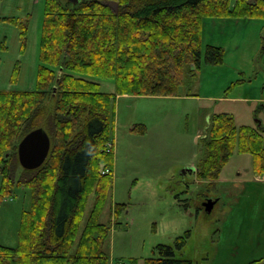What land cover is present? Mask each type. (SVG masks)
<instances>
[{"label":"trees","instance_id":"16d2710c","mask_svg":"<svg viewBox=\"0 0 264 264\" xmlns=\"http://www.w3.org/2000/svg\"><path fill=\"white\" fill-rule=\"evenodd\" d=\"M212 17L264 19V0H46L36 87L0 89V197L16 181L34 192L18 245L0 243V264H112L111 224L102 216L114 178V150L107 148L114 102L123 94L177 96L204 64L223 66L226 49L203 43L204 20ZM88 76L113 78L114 89L104 91ZM50 94L57 97L53 108L45 102ZM210 119L198 178L216 185L236 153L248 155L253 172L264 175V127L240 125L230 112ZM41 126L51 138L49 154L40 167L24 168L31 176L16 180L18 144ZM126 207L111 205L116 224ZM190 235L116 264H194L178 255Z\"/></svg>","mask_w":264,"mask_h":264},{"label":"rangeland","instance_id":"374dc122","mask_svg":"<svg viewBox=\"0 0 264 264\" xmlns=\"http://www.w3.org/2000/svg\"><path fill=\"white\" fill-rule=\"evenodd\" d=\"M45 7L46 0H0V89L36 87ZM252 19L229 39L230 56L225 57L229 69L248 67V55H253V69L260 72L264 67V33L260 36L264 20ZM227 29L229 32L230 27ZM215 31L212 35L218 41L219 31ZM238 39L242 48L231 52L230 45ZM258 71L251 79L258 78ZM88 77L99 81L104 91L114 89L113 78ZM200 80L198 75L190 79L194 85L184 86L180 98L123 94L114 102V178L102 216L111 224L106 250L114 264L151 256L156 244L172 243L187 230L191 235L178 255L194 264H250L264 256V185L255 187L254 183H259L255 176L260 174L253 172L250 157L236 153L214 187L197 176L210 116L216 106L223 105L219 98L209 101L207 96L222 97L226 83L222 78L217 86H211ZM56 101L53 94L45 100L49 108ZM261 118L262 114L255 118L257 124ZM134 122L146 125L148 132L131 131ZM31 175L20 163L12 165L16 180ZM1 187L0 174V195ZM33 194V188L16 181L11 192L0 197V243L18 245L22 213L31 208ZM207 196L220 199L211 211L203 205ZM117 202L127 205L117 217L118 224L110 212Z\"/></svg>","mask_w":264,"mask_h":264},{"label":"crops","instance_id":"0c3cea01","mask_svg":"<svg viewBox=\"0 0 264 264\" xmlns=\"http://www.w3.org/2000/svg\"><path fill=\"white\" fill-rule=\"evenodd\" d=\"M250 20H255V19H250ZM249 23L251 24V21L247 22V18H206L203 23V43L215 44L224 47L226 49V57H228L230 56L228 43H229V39L232 38V34L234 33L238 34L240 30V25H244V27L246 28L249 25ZM228 26L230 27L229 32H227ZM263 30L264 27L262 29V32L260 33V36H262V33H264ZM213 31L215 32L219 31L218 34L220 35V39H219L220 41L219 40L216 41L214 39V35H212ZM242 34H240V36ZM240 42H241L240 39H238V41L236 42L234 41L233 44L230 45L231 48L230 51L232 52L236 50L238 52L242 48V44ZM247 62H248L247 64L248 67H246L245 64V66L244 65L233 66L232 69L226 67L225 66L226 63L220 67L204 64L202 70L197 73L198 76H201V80L199 81V83L200 82L203 83L205 81L208 82L211 86H217L219 80H221L222 78L225 79L226 83L224 84V86L222 87L223 89L221 90L222 97L207 96L209 98V101L219 98L220 101L223 103L222 106L215 107L216 110L215 112H217L218 110H222L220 112L233 113L236 116L238 123L240 125L242 124L257 125L255 118L258 117L259 114H262L261 120H262V125L264 126V67L260 72L256 69H253V64L255 62L253 55H248V57L245 60V63ZM257 71L259 73L258 78L256 80L251 79V76L256 74ZM217 74L219 75L214 77V75ZM260 74L262 75L261 79H259ZM197 75L195 77H197ZM205 75H208L207 79L203 78ZM237 80L240 81L238 85H236L234 89L227 92L230 83ZM189 83H190L189 85H194L195 81H190ZM183 88L184 87H182V90L179 95L170 96V97L180 98V96L183 94ZM129 95L132 94H124L123 96H129ZM119 96L121 95H118L117 99ZM143 96H148V95H143ZM245 111L246 113L244 114ZM242 116L243 119H239ZM132 124L134 125L132 126L131 131H133L132 129L137 125L139 127L138 131L139 130L142 131L139 132L133 131V132L141 133V134H146L148 132V128L146 125L144 126L141 123L139 124L135 122ZM258 176L260 178H258ZM255 180L259 181L258 184L254 183L255 187H259V186L263 187L264 175H256Z\"/></svg>","mask_w":264,"mask_h":264},{"label":"water","instance_id":"95a60500","mask_svg":"<svg viewBox=\"0 0 264 264\" xmlns=\"http://www.w3.org/2000/svg\"><path fill=\"white\" fill-rule=\"evenodd\" d=\"M73 1L76 3L80 0ZM50 148L51 138L44 127L41 126L31 130L18 144V154L21 165L27 169L40 167L45 162ZM191 169L194 170V168ZM215 203V199L208 198L203 205L206 211H211Z\"/></svg>","mask_w":264,"mask_h":264},{"label":"built area","instance_id":"2783aa9c","mask_svg":"<svg viewBox=\"0 0 264 264\" xmlns=\"http://www.w3.org/2000/svg\"><path fill=\"white\" fill-rule=\"evenodd\" d=\"M109 147H110V145H109ZM110 149V148H109ZM107 171H109V169H107Z\"/></svg>","mask_w":264,"mask_h":264},{"label":"flooded vegetation","instance_id":"af4514ba","mask_svg":"<svg viewBox=\"0 0 264 264\" xmlns=\"http://www.w3.org/2000/svg\"><path fill=\"white\" fill-rule=\"evenodd\" d=\"M206 198H208V196Z\"/></svg>","mask_w":264,"mask_h":264}]
</instances>
